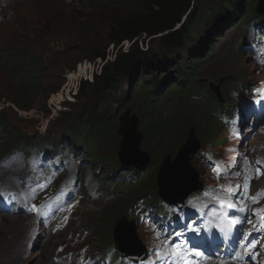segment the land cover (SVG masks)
<instances>
[{"label":"rangeland","instance_id":"1","mask_svg":"<svg viewBox=\"0 0 264 264\" xmlns=\"http://www.w3.org/2000/svg\"><path fill=\"white\" fill-rule=\"evenodd\" d=\"M127 2L128 0H0V96L7 94V88H5L7 85L1 84L5 69L8 67L5 62V55L16 52V49H22L30 57L42 58L43 64L47 67L42 74V88L35 93L37 95L36 100L32 102L30 98L27 100L30 103L29 106H32L31 109L19 110L13 105L0 102V109L4 108L3 111H5L4 115L10 119L15 127L23 130L19 136L18 133L14 135L12 132H4L3 144L9 142L10 138L17 141L20 136L21 141H29L30 143H37V145L47 144L52 140L55 141L61 134H63V144H65L64 134L66 125L69 123L68 119L74 117L83 104L77 99L79 92V85L77 84L81 80L91 81L96 73H100L99 69L103 65L99 60L92 63L87 59L79 60L86 56L89 48L96 45L106 47L109 45L108 51H112V45L109 44L108 40L112 25L111 20L116 15L125 14L126 10H121V8L122 4ZM259 2L260 0H245L244 6L249 3L251 6L257 7ZM211 5L204 6L198 22L195 23L193 31L195 37L199 31L204 32L208 29L207 26V28L205 27V20L209 17L208 11ZM238 9H242V4ZM233 17L232 12L228 13L226 18L222 20L220 28L214 26L208 30L211 36L206 40L210 44L214 42L216 55L211 56L209 60L197 67V75L193 77V83L198 89L184 88L181 95H184L187 106L184 118L180 121L181 126L175 129L172 139L175 145H173L170 153L175 157L180 149V143L187 140L189 130L195 128L201 140V149L191 160L193 166L202 172L204 182H210V180H208L207 170L202 164L204 163L203 150L209 154L215 153L219 158L220 156L233 157L234 154L228 152L224 146L238 144L237 141L234 142V139L227 137L230 133L223 129L230 128V124L225 123L223 119V115L226 114L214 105V102H218L215 92L211 89L213 92V97H211L206 92V87L210 86L211 83L216 87L220 85L221 94L223 93V97L227 98L225 105L230 108L234 104L233 93H240L241 85L244 86L243 94L247 95L246 98H248L250 93H246L247 87L250 88L255 83L264 80V68L260 66L262 58L257 54L262 52L260 42H258L260 38L257 28L244 21L241 22L239 16L232 20ZM216 19L217 22L220 20L218 17ZM245 41L254 43V49L244 50L242 44ZM197 43L194 42L197 44L194 48L203 43L202 37ZM125 45L129 46V44ZM151 45L158 50L157 41ZM202 48L204 49L206 46H202ZM195 52L192 53L195 54ZM183 56L181 55L180 58H185ZM189 56L192 57L193 54ZM177 64L176 58L175 61H171L170 68H162L156 71V79L163 88L166 89L167 87V92L164 93L163 91L160 95L154 91H151L152 94L145 92L146 90L139 92V88L133 83L127 84L123 91L111 93L107 97L108 100L105 102L103 110L108 111L113 107L116 109L114 115L118 117L128 107H132L133 112L137 114L141 105L139 101L146 99L147 95L155 94L156 97L163 96L165 99L176 97L178 94L172 91L170 86L172 85L171 76L174 75ZM145 73L143 72L141 75L146 76L148 82L152 83L154 80L151 78V74ZM201 80L207 82H201ZM228 80L230 82H227ZM12 87L17 88L14 84ZM58 87L60 88L58 91H50ZM191 89L194 92L190 96L188 92ZM225 92L228 94L227 97ZM187 95L189 96L187 97ZM142 97L145 98L142 99ZM220 97L223 98L222 95ZM152 100L149 99L150 102ZM64 102H71L76 105L70 106L71 109H69V106L65 108ZM168 103L169 105L174 104L173 101ZM162 104L163 99L154 102L155 108L158 110ZM232 109L230 108L229 111ZM197 121L204 125V130L198 128ZM212 125H214V130ZM142 126L143 124L140 123L139 127L143 131ZM117 127L118 123L116 130ZM246 129L247 126L244 127L240 136L242 138L249 136V139L245 140L242 145H249L255 156H261L264 154V121L262 120L257 125V130L254 132H246ZM108 139L111 143L109 149H114L118 142L120 150V135L119 138L115 135H109ZM152 141L148 138L145 140L144 136L141 146L144 151L152 153L156 164H150L143 173L148 170V173L155 174L156 177L158 168L166 157V148L155 146ZM214 141H216L217 152L211 148ZM219 141L225 145H219ZM22 147L26 148L25 146ZM150 147L152 151L148 150ZM65 149H70V147ZM224 149L227 153H224ZM103 150L107 152V149ZM82 151L83 148H80L77 156L78 167L75 171L77 179L81 183L82 204L77 208L76 213L71 218L65 219L62 218V215L48 211L44 215L40 229L30 216L0 213V264H97L94 255L98 253L88 247L87 244L94 238L95 230H97L96 237L100 238L102 233L104 238L108 235L109 238H113L114 227L122 216L119 218L120 220L117 218L122 214L120 212L124 206V203L120 204L122 201H120L117 191L126 189L128 181L135 176V173L133 172L131 179L127 178L126 182H112V177L104 170H100L101 166L99 167L97 163L81 162L79 165ZM11 169L12 171L0 174L2 177H0V182L9 189H17L18 185L11 177V173L21 174L24 169L19 166ZM107 174L111 178L104 181L103 178ZM142 177H146V174ZM62 180L64 181L65 177L61 178ZM257 186L264 187V176ZM152 199L155 202L154 198ZM107 209H111L110 212L107 213ZM100 214H105L106 217L103 219L104 222L96 227V220ZM124 215H127L131 220L137 217L129 208ZM137 233L147 249V246L153 245L151 230L138 224ZM93 246L97 248L99 243L95 242ZM231 260L232 263L229 264H235V259ZM220 261L221 259L215 257L214 262L209 264H222Z\"/></svg>","mask_w":264,"mask_h":264},{"label":"trees","instance_id":"2","mask_svg":"<svg viewBox=\"0 0 264 264\" xmlns=\"http://www.w3.org/2000/svg\"><path fill=\"white\" fill-rule=\"evenodd\" d=\"M244 3L245 0H128L127 3L122 4L121 10H126L125 14L116 15L111 20L112 25L108 40L109 44L112 45V51H108L109 45L107 47L96 45L89 48L86 56L79 60L87 59L91 62L100 60L104 64L100 74H95L93 81L85 80L80 85L77 99L83 104L74 117L68 119L69 127L66 129L67 133L65 134L70 145L84 148V159L90 163L102 164L104 172L111 177L122 174L124 170L136 171L134 166H132L134 168L129 169L123 168L125 166L117 157L118 142L114 149H109V146H111L108 139L109 135H115L119 138L116 132L118 121L115 119L117 116L114 115L116 109L111 107L107 111L103 110V106L111 93L123 91L124 86L127 84L133 83L134 86L139 88V92L146 90L145 92L152 94L151 91H154L159 95L163 91L164 93L167 92V87L166 89L163 88L156 79V71L162 68H170L171 61H175L177 58L178 64L174 75L171 76L172 85L170 87L178 95L167 99L163 96L156 97L155 94L147 95L146 99L142 97L143 101H139L141 105L139 112H137L140 123L143 124L145 140L147 138L153 140L155 146L165 147L166 154L170 153L173 145H175L172 140L174 131L181 126L180 121L184 118L187 106L184 95L181 94L185 87L198 89L193 83V77L197 75V67L209 60L211 56L216 55L214 42L212 44L207 42L211 36L208 30L214 26L220 28L222 20L230 12L234 16L232 20L239 16L241 22L246 21L249 23L252 19L259 17L256 6H251L249 3L244 6ZM207 4H212L208 11L209 17L205 20V27L207 26L208 29L204 32L199 31L195 37L193 35L195 23L198 22L197 20ZM241 4L242 9H238ZM241 10L242 13L240 14ZM216 17L220 19L218 22ZM204 34L205 36H203ZM197 37L199 39L202 37L203 43L194 48L198 44L199 39ZM194 39L195 41H193ZM155 41L159 44L158 50L151 45ZM127 42L130 43V46L124 48ZM194 42L197 44H194ZM202 46H206V48L203 49ZM191 47L193 49L190 50ZM16 50L14 53L5 55V62L8 67L5 69L1 84L7 85L5 87L7 88V94L0 96V102L13 105L19 110H29L32 106H29L30 103L27 100L29 98L31 102L36 100L37 95L35 93L42 88V74L47 67L43 64L42 58L30 57L22 49ZM194 51H196L195 54L192 53ZM190 54H193V56L190 57ZM181 55H184L185 58H180ZM187 58L189 59L187 60ZM73 69L75 68L73 67ZM143 72L151 74L154 81L149 83L147 77L141 75ZM13 84L17 87L16 89L12 87ZM59 89L58 87L50 91L56 92ZM179 89L181 91H177ZM193 89L188 92L190 96L194 92ZM206 92L213 97L210 86L206 87ZM195 93L197 92L195 91ZM138 95L142 96L141 94ZM149 99L153 100L150 102ZM161 99H163V104L158 110L155 108L154 102H159ZM169 101H173L174 104L169 105ZM64 105L66 108L69 106V109H71L70 106L76 104L65 102ZM214 105L218 106L220 104L216 101ZM3 109H0V127L4 132H12L14 135L18 133L19 136L23 130L15 127L10 122V119L4 115L5 111ZM199 119L202 120L201 117ZM197 125L198 128L204 130L203 124H199L197 121ZM211 127L214 130V125ZM185 141L180 143V147ZM15 142L16 140L10 138L9 142L0 147V154H3L7 148L12 147ZM103 149H107V152H104ZM148 150L152 151V148L150 147ZM149 153L152 157L151 164H156L152 153ZM108 174L105 175L104 180H107ZM146 174L143 179L131 183L129 188L117 191L119 194L122 193V195H118L120 201H122L120 204L124 203L120 212L122 214L117 219L127 213L128 208L129 210L134 208L140 198H145L149 194L154 196L156 203L161 201L157 192L156 177L150 178L151 173L147 172ZM134 180L136 179L134 178ZM110 210L107 209L106 212L108 213ZM104 217H106L105 214H100L96 220V227L104 222ZM109 237L108 235L104 238L101 233L100 238L97 237V241L95 240L99 243V247L96 249L93 246L92 248L99 251L113 245V240Z\"/></svg>","mask_w":264,"mask_h":264},{"label":"water","instance_id":"3","mask_svg":"<svg viewBox=\"0 0 264 264\" xmlns=\"http://www.w3.org/2000/svg\"><path fill=\"white\" fill-rule=\"evenodd\" d=\"M257 12L264 14V0H260ZM201 82L207 81L201 80ZM210 87L215 92L217 99L223 102V98L220 97L222 95L220 85L216 87L211 83ZM118 120L117 132L122 137L118 152L120 162L126 167L134 166L139 169L147 167L151 163L152 157L150 153L141 148L144 132L139 127V116L133 113L132 107H128L122 115L118 116ZM200 147L201 140L197 131L195 128H191L187 140L179 149L178 154L173 157V154L169 153L163 159L157 176L162 200L171 205H177L183 203L195 191L202 189L199 174L191 164L192 155L196 154ZM120 219L113 231L115 248L125 257H142L146 254V249L139 238L135 222L130 220L127 215H123Z\"/></svg>","mask_w":264,"mask_h":264},{"label":"clouds","instance_id":"4","mask_svg":"<svg viewBox=\"0 0 264 264\" xmlns=\"http://www.w3.org/2000/svg\"><path fill=\"white\" fill-rule=\"evenodd\" d=\"M257 12V11H256ZM126 44H129V46H130V43H126ZM127 48L128 46H124V48ZM250 57V56H249ZM251 58V57H250ZM100 61V60H99ZM102 61H100V63H101ZM90 63H92V62H90ZM103 64H104V62H102ZM103 66V65H102ZM102 68V67H101ZM101 68L99 69L100 70V72H101ZM97 74H99V73H97ZM82 81L83 80H81V82H78V84L77 85H79V88H80V85H81V83H82ZM227 82H230L229 80L227 81ZM257 85V83H255L254 85H252V87H250L249 88V86L247 87L248 88V90H247V92L246 93H250L249 95L251 96V88H253V87H255ZM243 88H244V86H240V88H239V92H240V94H237V95H243L241 98H244V99H248V98H246L247 97V95H245V94H243ZM79 91V90H78ZM225 91V90H224ZM216 95V94H215ZM225 95H226V97H227V93L225 92ZM222 97H223V93H222ZM216 98H217V96H216ZM233 99H234V104H237L238 103V100H237V98H235L234 96H233ZM218 100V99H217ZM224 101H227V98L225 99V97H223V102ZM218 102H219V104L220 105H218L217 107H219V108H222V104H223V102H220L219 100H218ZM65 103V102H64ZM64 103H63V105H64ZM66 108V107H65ZM223 108H224V106H223ZM229 113H230V111H228ZM249 123V122H248ZM66 127H69V125H66ZM247 128H251V126L250 125H247ZM224 130H225V128H223ZM3 130V129H2ZM226 131V130H225ZM3 132H4V130H3ZM198 135V134H197ZM4 136H5V134H4ZM199 137V136H198ZM200 138V137H199ZM224 138V137H223ZM16 140V139H15ZM186 142V141H185ZM183 146V145H182ZM181 146V147H182ZM180 147V148H181ZM241 147H244L243 145H241ZM245 156L248 158L247 159V163L249 164V166H252L254 169H255V175L249 180V182H248V186H249V189L251 190V192L252 193H254V192H257V191H259V190H262V191H264V187H259V186H257V184L260 182V180H261V178L264 176V154H262L261 156H255L254 154H253V152L251 151V147H249V145H245ZM160 167V166H159ZM193 168L196 170V167H194L193 166ZM159 169V168H158ZM242 169V168H241ZM241 169H238L237 170V172H238V177L240 176V171H241ZM197 171V170H196ZM242 177V176H241ZM241 181H243V178H241L240 179ZM157 181V180H156ZM199 181L201 182V180H200V176H199ZM157 185H158V183H157ZM158 192V191H157ZM20 216H22V215H20ZM42 228V227H41ZM93 236H94V238L87 244V245H89V247L90 248H92L93 247V245L92 244H94L95 243V240L97 241V237H96V232H94V234H93ZM113 239V238H112ZM93 249V248H92ZM97 249V248H96ZM96 249H93V250H96ZM100 250H103V249H100ZM100 250L99 251H95V252H97L98 254H99V252H100Z\"/></svg>","mask_w":264,"mask_h":264},{"label":"snow or ice","instance_id":"5","mask_svg":"<svg viewBox=\"0 0 264 264\" xmlns=\"http://www.w3.org/2000/svg\"><path fill=\"white\" fill-rule=\"evenodd\" d=\"M237 187H238V188H242V187H244V186H237ZM233 194H234V193H233ZM227 207H228V208H232L233 205L229 204V205H227ZM237 210L240 211V212H243V211H244L243 208H241V209H237ZM232 223H233L234 225H236V224H240V223H242V221H241V219H240L239 217H234L233 220H232ZM191 230H192V231H198V229H191ZM176 235L179 236V235H181V233H176ZM245 239H246V237H245ZM251 247L254 248V247H255V244H252ZM195 255H196V256H202L203 253L197 250V251L195 252ZM237 255H239V254H237ZM186 264H189V262H186Z\"/></svg>","mask_w":264,"mask_h":264},{"label":"bare ground","instance_id":"6","mask_svg":"<svg viewBox=\"0 0 264 264\" xmlns=\"http://www.w3.org/2000/svg\"><path fill=\"white\" fill-rule=\"evenodd\" d=\"M1 220V219H0ZM13 223H15V221H13ZM0 226H1V221H0Z\"/></svg>","mask_w":264,"mask_h":264},{"label":"built area","instance_id":"7","mask_svg":"<svg viewBox=\"0 0 264 264\" xmlns=\"http://www.w3.org/2000/svg\"><path fill=\"white\" fill-rule=\"evenodd\" d=\"M99 72H100V70H99Z\"/></svg>","mask_w":264,"mask_h":264}]
</instances>
